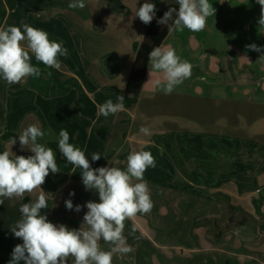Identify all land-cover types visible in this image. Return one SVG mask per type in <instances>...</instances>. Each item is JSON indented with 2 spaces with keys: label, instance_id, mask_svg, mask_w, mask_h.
<instances>
[{
  "label": "crops",
  "instance_id": "0c3cea01",
  "mask_svg": "<svg viewBox=\"0 0 264 264\" xmlns=\"http://www.w3.org/2000/svg\"><path fill=\"white\" fill-rule=\"evenodd\" d=\"M146 2L160 10L170 0H85L83 10L69 8L70 0H47L39 13L29 11L19 0H0V27L27 23L46 31L50 40L62 41L68 51L66 57H59L60 70L46 67L30 53L31 63L41 69V74L23 80L32 95L27 96L26 107L31 111L20 129L38 124L46 132L39 143L53 150L60 168L58 173L50 172L41 186L49 193V208L42 209L41 214L54 224L79 229L88 211L86 203L100 202L96 190L85 189L81 170L60 152L61 129L69 132V143L85 151L92 168L126 170L130 152L150 151L156 167H149L144 179L152 202H156L154 195L162 194L166 207L160 208L154 218L149 213L138 214L135 221L124 222V235L133 251L113 254L112 264H177L178 252L181 258L192 259L190 264H197L202 252L172 244L175 230L162 225L163 217L172 216L167 205L175 204L177 197L191 202L197 188L206 191L207 203L213 197L217 200L212 202L239 206L255 220L264 215V206L256 208L251 201L253 192L248 194L244 189L249 184L257 187L255 192L258 187L264 188V58H260L264 55V26L258 24L261 6L256 0H209L216 12L207 18L203 31L185 28L183 32L167 33L162 42L193 65L192 76L171 94H164L163 74L154 71L150 76L148 67L140 93L131 95L125 87L136 50L150 25L133 17ZM251 44L262 51L246 47ZM156 80L161 84L156 85ZM20 85L11 84L13 93L21 91ZM117 95L125 98V111L107 118L98 116L97 106L107 99L116 102ZM17 98L16 92L9 97L11 110ZM18 123L15 120V125ZM142 125L151 130V136L139 133ZM14 152L17 156L33 155L28 149ZM92 153H100L101 158L92 161ZM179 188L189 190L179 195ZM70 192L75 195L70 196ZM38 194L39 190L26 193L22 200L0 198L4 199L0 204V256L12 259L14 247L23 243L10 228L20 218V206L33 202ZM68 199L74 208L81 205V211L67 209ZM229 240L232 244L228 248L236 253L217 248L226 258L264 264L257 254L264 251L262 242L254 245L250 239ZM244 245L250 255L237 253ZM100 246L105 251L111 247L103 240ZM67 264H72L71 257Z\"/></svg>",
  "mask_w": 264,
  "mask_h": 264
},
{
  "label": "clouds",
  "instance_id": "9594fccd",
  "mask_svg": "<svg viewBox=\"0 0 264 264\" xmlns=\"http://www.w3.org/2000/svg\"><path fill=\"white\" fill-rule=\"evenodd\" d=\"M176 2L178 10L169 8L157 21L158 24L167 25L168 34L183 32L185 28L191 32H201L206 27L207 18L216 12L209 0ZM256 2L261 6L258 24L264 26V0ZM68 7L83 10L86 7L85 0H70ZM156 11L154 3L146 2L137 8L133 18L138 17L148 25L156 16ZM246 47L262 51L256 44ZM30 53L36 61L56 70L61 69L59 57L68 55L63 42L50 40L49 34L42 29L27 23L0 27V78L7 84L19 83L29 76H40L41 69L31 63ZM260 58H264V55ZM148 67L150 76L154 71L163 74L164 94H171L193 73V65L182 60L174 48L163 43L149 53ZM155 83L160 85L161 81L156 80ZM124 99L122 95H117L116 102L107 99L97 106V115L107 118L125 111ZM139 133L152 135L151 130L143 125ZM45 135L46 132L38 124H30L18 137L21 149H28L33 155L17 156L12 152V147L0 153V198L22 200L26 193L39 190L33 202L20 206V218L10 228L23 243L14 247L9 264H19L20 261H24V264H67L70 257L72 264H112L113 254L133 251L124 235V222L135 221L138 214H148L153 207L148 182L144 179L145 171L149 167H156L152 153L144 150L130 152L126 158V170L118 167L92 168L85 151L69 143V132L61 129L58 139L60 152L68 163L81 170L85 189L96 190L100 201H88L84 223L79 229H69L64 224L50 222L47 215L41 214L42 209L49 208V193L41 186L50 172H60L53 150L38 142ZM15 143L16 140L12 138L11 146ZM91 158L92 161H98L101 154L92 153ZM69 195L74 196L75 193L70 192ZM3 203L4 199H0V204ZM65 205L69 210L74 208L71 199L66 200ZM81 209V205H75L76 212ZM135 230L134 226L132 231ZM101 240L111 246L110 250L101 249Z\"/></svg>",
  "mask_w": 264,
  "mask_h": 264
},
{
  "label": "rangeland",
  "instance_id": "374dc122",
  "mask_svg": "<svg viewBox=\"0 0 264 264\" xmlns=\"http://www.w3.org/2000/svg\"><path fill=\"white\" fill-rule=\"evenodd\" d=\"M19 83L22 84L20 85L22 87L19 89L21 91H15L18 98L13 110H11L12 108L9 104V97L15 92L13 93L11 85L6 82L0 83V90H3L0 91V153L4 150L11 149V147L13 153L21 149L18 135L23 131V129L20 128L24 127L27 115L31 111L26 107V101H28L27 96L32 95V93L26 90L24 81ZM15 120L19 121L18 125H15ZM12 138L16 140V143L11 146L10 140ZM38 142H40V139H38ZM256 188L255 185L251 184L244 187L248 194L253 192L251 201H253L256 208L260 209L264 206L262 202L264 200V188L258 187L259 191L255 192ZM186 190L189 189L179 188L177 191L180 195V193L184 194ZM193 190L197 195L193 201L186 202L185 197H183L184 199L181 201L179 196L175 204L171 205V203H169V205H167L169 206L168 210L171 211L172 216L171 218L167 217V219L163 217L162 225L163 227L167 226L172 229V231L175 230L176 235H172L171 243L186 249H199L202 254H198L197 264H228L226 261L232 262L231 264H254L243 258L237 257L229 260V258L221 254L217 248L236 253L233 249L228 248V246L232 244V241L229 239L233 238L238 241L242 239L243 241L245 239L248 241L250 239L252 240L250 243L254 245H260V242L264 244V237L262 235V233H264V215L259 217L258 220H255L247 215L244 209L239 206H234L228 202L224 203L225 205L221 202H212V200H217V198L213 197H210V203H207L206 191L197 188ZM161 195L162 194L154 195V200L156 202H152L153 207L149 213V215L151 214V218L159 214L160 208L166 207V203L162 200L163 197ZM260 202L262 203L260 204ZM222 207H224L223 210ZM219 233L221 234L220 238L217 237ZM260 239L261 241H259ZM223 246L228 249H224ZM213 248L216 250L214 251ZM242 248L243 249L237 251L238 254L242 256L251 254L246 245L242 246ZM257 254L264 261V251L261 255L259 253ZM177 256V264H190L192 262V259L187 260L181 258L180 252L177 253Z\"/></svg>",
  "mask_w": 264,
  "mask_h": 264
},
{
  "label": "trees",
  "instance_id": "16d2710c",
  "mask_svg": "<svg viewBox=\"0 0 264 264\" xmlns=\"http://www.w3.org/2000/svg\"><path fill=\"white\" fill-rule=\"evenodd\" d=\"M47 0H19L29 11L39 13L42 11L44 4ZM169 8H176L178 10L179 5L176 0H170V3L163 9L156 11V16L151 21L148 29L146 30L142 42L138 46L134 62L130 71L129 78L125 87V92L131 95H138L141 91V87L145 78V74L148 68L149 53L154 47H159L168 33L167 25L158 24L157 21L163 17L164 13ZM221 234H217L220 238ZM8 257L0 256V264H9ZM19 264H24V261H20Z\"/></svg>",
  "mask_w": 264,
  "mask_h": 264
}]
</instances>
